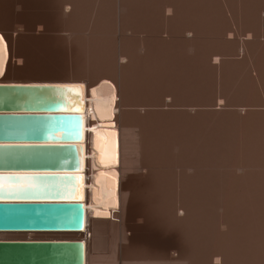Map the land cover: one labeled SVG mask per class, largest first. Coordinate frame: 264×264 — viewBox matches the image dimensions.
<instances>
[{
	"label": "bare ground",
	"instance_id": "1",
	"mask_svg": "<svg viewBox=\"0 0 264 264\" xmlns=\"http://www.w3.org/2000/svg\"><path fill=\"white\" fill-rule=\"evenodd\" d=\"M61 1L76 4L62 11L72 21L88 9L91 30L64 37L88 40L91 71L0 76V113L84 116L83 230L0 231V241L80 240L84 264H96L90 240L111 232L116 264H264V0ZM7 58L0 34V72ZM130 158L148 172L139 189L149 205L179 232L176 259L159 245L135 262L119 243L134 227L133 206L121 200L136 191L122 182ZM92 216L107 217L91 228Z\"/></svg>",
	"mask_w": 264,
	"mask_h": 264
},
{
	"label": "water",
	"instance_id": "2",
	"mask_svg": "<svg viewBox=\"0 0 264 264\" xmlns=\"http://www.w3.org/2000/svg\"><path fill=\"white\" fill-rule=\"evenodd\" d=\"M73 112L0 113V231L81 232L82 172ZM80 240L0 241V264H84Z\"/></svg>",
	"mask_w": 264,
	"mask_h": 264
},
{
	"label": "rangeland",
	"instance_id": "3",
	"mask_svg": "<svg viewBox=\"0 0 264 264\" xmlns=\"http://www.w3.org/2000/svg\"><path fill=\"white\" fill-rule=\"evenodd\" d=\"M87 4L90 3L86 2V7ZM67 6H76V4L65 3L61 0H5L0 2V34L3 36L4 44H7V56H9L5 68L0 72L2 78L35 77L55 79L57 75L69 77L77 75L79 72L83 75L91 71L89 67L90 54L88 40L83 44V41L79 40L67 42L64 37L67 36V32L65 31L67 30L65 28L67 26L70 27L67 28L70 29L71 32L76 31L74 34L81 36H84V31L91 30L89 23L90 14L88 9L81 10L86 13H79L80 15H78L76 21L69 20L62 12ZM63 25L67 26L64 27ZM109 34L111 33L109 32ZM232 34L233 36L236 35L234 32H232ZM232 34L227 36L232 38ZM163 35L167 37L164 33ZM262 40L264 41V38ZM166 102H168V100H166ZM220 103L221 102H217V104ZM163 107V109H166L164 105ZM140 109L142 108H139L138 112H140ZM142 112L143 111L140 113ZM125 153L129 154L128 151ZM131 156L129 155V157ZM129 157L127 155V158ZM133 158H130L131 163L128 169L129 172L124 170V173H122V182L128 184L130 180L133 181L136 191L135 194H133L132 191H124L123 193L125 194L123 196L126 195L125 199L127 201L123 200V198L121 200L122 202L124 201L127 208L129 204L133 206L132 217L134 227L132 229L128 228L124 234L121 232L119 233V243L125 246L127 258L135 262L140 258L138 252L148 255L154 252L159 245L166 246V254L169 259L171 256L173 258H178L179 253H177L175 247L178 243L177 237L179 232L166 224L158 214L155 213L149 205V200L145 196L146 194L143 193V189H139V186L144 184L148 179V172L138 166L135 167L136 164L134 165L135 161L132 160ZM242 172L243 170H237V173ZM128 192L129 195L127 194ZM180 212L182 213V211ZM180 212L179 214H181ZM218 212L221 214L223 209H218ZM96 217L104 219L107 216H92L91 228L93 227L94 219H97ZM119 219L120 218L113 219L111 217V220L116 222H118ZM133 235L136 236L137 245H130L126 240V238L132 237ZM116 240L117 236L111 232L104 234V236L99 239L97 234L92 237L90 240V252L96 264H111L113 261L116 264L115 258H113L114 253H112ZM142 241L144 244L140 243ZM114 262L112 264H114Z\"/></svg>",
	"mask_w": 264,
	"mask_h": 264
},
{
	"label": "crops",
	"instance_id": "4",
	"mask_svg": "<svg viewBox=\"0 0 264 264\" xmlns=\"http://www.w3.org/2000/svg\"><path fill=\"white\" fill-rule=\"evenodd\" d=\"M65 27V26H64ZM66 29H67V27H66ZM75 76V75H74ZM74 76H69V77H63V76H59V75H57V76H55V80H68V79H70L71 77H74Z\"/></svg>",
	"mask_w": 264,
	"mask_h": 264
},
{
	"label": "snow or ice",
	"instance_id": "5",
	"mask_svg": "<svg viewBox=\"0 0 264 264\" xmlns=\"http://www.w3.org/2000/svg\"><path fill=\"white\" fill-rule=\"evenodd\" d=\"M0 67H2V64H0ZM80 87H83L82 85Z\"/></svg>",
	"mask_w": 264,
	"mask_h": 264
}]
</instances>
